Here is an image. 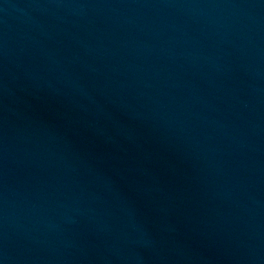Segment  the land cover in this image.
Returning a JSON list of instances; mask_svg holds the SVG:
<instances>
[{
    "label": "water",
    "instance_id": "95a60500",
    "mask_svg": "<svg viewBox=\"0 0 264 264\" xmlns=\"http://www.w3.org/2000/svg\"><path fill=\"white\" fill-rule=\"evenodd\" d=\"M0 264H264V0H0Z\"/></svg>",
    "mask_w": 264,
    "mask_h": 264
}]
</instances>
